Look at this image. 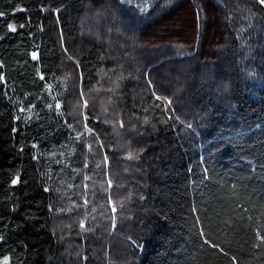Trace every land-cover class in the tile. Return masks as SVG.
<instances>
[{"label":"trees","instance_id":"1","mask_svg":"<svg viewBox=\"0 0 264 264\" xmlns=\"http://www.w3.org/2000/svg\"><path fill=\"white\" fill-rule=\"evenodd\" d=\"M5 258L264 264V3L0 0Z\"/></svg>","mask_w":264,"mask_h":264},{"label":"snow or ice","instance_id":"2","mask_svg":"<svg viewBox=\"0 0 264 264\" xmlns=\"http://www.w3.org/2000/svg\"><path fill=\"white\" fill-rule=\"evenodd\" d=\"M261 3H264V0H261ZM13 183H16V181L14 180ZM4 264H7V258H5Z\"/></svg>","mask_w":264,"mask_h":264}]
</instances>
